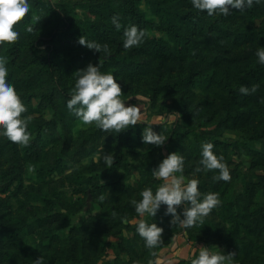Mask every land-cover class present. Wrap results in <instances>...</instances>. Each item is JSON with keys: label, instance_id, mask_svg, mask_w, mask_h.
Listing matches in <instances>:
<instances>
[{"label": "rangeland", "instance_id": "rangeland-1", "mask_svg": "<svg viewBox=\"0 0 264 264\" xmlns=\"http://www.w3.org/2000/svg\"><path fill=\"white\" fill-rule=\"evenodd\" d=\"M140 1L152 29L147 37L165 39L170 46L166 56L153 54L146 39L139 46L123 47L124 28L117 29L112 17L124 16L132 0H31L29 13L17 24L19 43H0V54L8 58L9 75L12 62L16 68L11 82L24 103H31V142L35 140L40 148L39 156H27L25 146L0 135V210L5 215L0 217V229H10L19 237L0 242V264H34L41 255L43 264H148L152 251L144 254L145 239L136 231L140 219L165 229L164 242L156 249L160 264H191L201 246L231 252L226 241L231 224L221 218V212L242 210L250 215L251 225L264 226V74L259 87L246 98L233 100L231 94L248 71L264 67L256 55L261 45L228 41L216 49L199 36L197 49L183 53L161 19ZM171 1L181 13L207 15L192 0ZM215 16L233 30L264 28L260 8L254 12L234 9L230 15ZM124 19V27L129 26L126 16ZM87 23L94 33L87 30ZM29 24L31 32L27 31ZM82 36L106 43L109 50L88 48L80 42ZM102 60L106 63L101 70L117 76L125 102L141 107L140 122L121 132L86 124L67 109L75 73ZM189 79L209 82L191 86ZM178 82L182 88L172 86ZM147 126L163 131L169 138L165 145L143 140ZM174 130L188 133L189 138L172 139ZM205 137L217 142L229 164L230 180H216L219 169L195 171ZM172 151L186 157L182 174L198 177L203 193L224 191L222 203L205 218L219 227L220 234L173 224L171 214H166L167 205H162L156 217L136 212L132 201L142 199L145 186L155 191L163 182L152 175V169ZM98 153H114L116 159L108 165ZM58 162L64 165L63 171L47 183L39 181L37 171ZM79 174L84 175V184L72 179ZM130 178L134 192L114 198V182L121 181L125 187ZM101 193L106 196L103 201L99 200ZM36 195L46 196L50 202ZM183 207L178 206L181 213ZM113 210L117 215H112ZM92 231L97 234L95 243ZM257 233H242L251 253L238 254L240 264H264L258 248L264 233ZM26 245L38 250L23 251Z\"/></svg>", "mask_w": 264, "mask_h": 264}, {"label": "clouds", "instance_id": "clouds-1", "mask_svg": "<svg viewBox=\"0 0 264 264\" xmlns=\"http://www.w3.org/2000/svg\"><path fill=\"white\" fill-rule=\"evenodd\" d=\"M261 0H192L196 9L208 16L217 14L230 15L234 9L244 11L259 3ZM31 0H0V43L5 40L14 41L20 36V29L17 27L30 11ZM112 23L117 29L124 28V48L139 46L147 38V29L141 28L138 24H130L124 27L119 14L112 17ZM27 31H33L31 24L27 25ZM80 42L88 48L106 52L108 45L101 44L95 40L80 38ZM256 55L261 64H264V45L256 50ZM99 65L89 63L86 68L78 70L75 74L77 79L75 86L71 89V95L67 99V107L86 124H95L103 130L115 129L123 131L131 125L140 122L142 114L141 107L137 104L126 103L122 97V86L117 76L111 71H102ZM259 87L253 84L251 88L241 85L239 91L244 94L255 92ZM27 112V105L17 90L14 83L9 79L8 58L0 54V135L6 136L13 142L25 146L31 143L33 136L29 128L31 116H24ZM143 140L146 143H153L163 146L168 137L162 132H157L152 126L143 130ZM213 141L205 140L201 144V158L195 169L196 172L219 169L215 174L216 180H230L231 170L223 153H217ZM99 157L106 164L112 165L116 159L114 153H98ZM186 157L179 151H172L164 157L157 167L152 169V175L162 178V183L153 190L151 186L142 189V199L133 200L135 210L141 216L146 213L156 217L162 205H167L166 214H171V222L186 227L197 223L203 224L205 218L218 207L222 201L219 192L203 193L199 187L200 180L193 175L191 178L182 173L185 169ZM180 173V174H178ZM106 199L104 193L99 195V200ZM179 205H184L181 213ZM112 215H117L113 210ZM136 231L145 239L146 246L152 250L154 260L148 264H160L161 257L156 254V249L163 244L164 227L156 222L149 223L140 219ZM195 252V249H193ZM43 255L34 259V264H43ZM134 264H141L135 261ZM191 264H240L236 251L220 252L214 251L212 247H199L198 255L191 259Z\"/></svg>", "mask_w": 264, "mask_h": 264}, {"label": "trees", "instance_id": "trees-1", "mask_svg": "<svg viewBox=\"0 0 264 264\" xmlns=\"http://www.w3.org/2000/svg\"><path fill=\"white\" fill-rule=\"evenodd\" d=\"M132 4L129 6L128 11H126L124 16L119 15V18H121L122 22H124V18L126 16L127 22L131 24H138L141 28L147 29V33L149 34V29H151V25H149V22L145 18L146 13L141 9L138 3L141 1L138 0L134 1L132 0ZM147 5L153 10L154 14L158 16L161 19L162 26L164 29L173 37V40L175 41V45L177 46L178 51H188L191 49H197V42L199 36L203 38L204 41H206L208 44H213L216 49L223 47L225 43L232 42L236 45H246L250 43H257L259 45H264V28L256 31V30H233L231 26L225 25L223 21L214 16H208L205 14H195V13H181L177 8H173V3L171 0H144ZM171 2V3H170ZM138 4V5H137ZM175 6V5H174ZM257 8H260L262 11H264V0H261L259 3H255L253 7L249 8L251 12H254ZM208 16V17H207ZM125 26V24H123ZM87 30L91 33H94L95 30H93L89 23H87ZM152 30V29H151ZM148 36V35H147ZM20 38L17 40H14L12 42L19 43ZM146 44L149 46L151 52L159 57H163L169 54L170 52V46L163 38H158L156 36L154 37H147L146 38ZM15 48V47H14ZM187 53V52H183ZM216 62L219 60V55L215 57ZM106 63L105 60H102V65ZM99 65V63H97ZM101 65V67H102ZM264 74V67H259V69H251L247 72V74L244 77L240 78V84L232 90V99L237 100L239 98H246L248 94L241 93L239 91V88L241 85H253V84H259L261 75ZM16 76V68L12 62V71L9 75V79L12 81L14 80ZM191 81L190 85H201L204 82H209L205 79H199V80H193L189 79ZM182 84L180 82L173 84V87H180ZM189 87V86H188ZM68 97V95H66ZM30 103V101H29ZM25 103L27 105V112L23 113L24 116H29L31 112H33L31 103ZM68 109V108H67ZM69 110V109H68ZM65 113L61 112V116L63 117ZM62 120V119H61ZM228 120V119H227ZM33 126V125H31ZM30 126V130L32 131L33 127ZM171 138L175 140H183L185 138H189L188 133H180L176 130L172 131ZM204 140H210V138L205 137ZM216 145L215 151L219 153L217 142L213 141ZM39 147L37 143L32 141L30 144L25 145V154L27 156H31L33 153H36L38 156L40 155ZM63 164L58 162L56 166L50 167V168H40V170L37 171L39 181L47 183L49 180L54 178L56 175L60 174L63 170ZM83 174H79L76 177H73L72 179L75 180L77 184H84L83 182ZM121 179V177H120ZM114 186H116V192L114 195V198L119 199L122 195L129 197L134 191L133 187V179L127 180L126 186H121V181H115ZM124 190V191H123ZM215 192V191H214ZM122 193V194H121ZM220 196H224V191L219 192ZM121 194V195H120ZM37 198H39L42 201L50 202L49 199H47L46 196L42 195H36ZM49 204V203H46ZM212 212H214L212 210ZM211 212V213H212ZM221 218L226 220L227 222H230L231 227L226 232V241L231 247V252L236 251L238 254L247 255L251 253L250 243L245 241L243 237H241L244 230L248 234H255V232H258V235H262L264 233V226L258 227L251 225L249 218L250 215L247 212H244L242 210H230L229 213H223L221 212ZM0 217H4L5 215L0 210ZM213 223L208 222V220H204L203 224L197 223L194 225L196 230L198 231H204V232H214L217 234H220V229L218 226H214ZM260 229V230H259ZM19 237H17V233L13 232L10 229H0V242L8 239H15L14 241L18 240ZM91 241L95 243L97 241V234L95 231H92V239ZM50 244H44V247H49ZM160 246L157 248L159 250ZM260 254H264V242L261 245H258ZM23 251H31L36 252L38 249L28 247H24L22 249ZM151 249H149L146 246L145 243V252L144 254L151 253ZM152 254V253H151ZM157 254V252H156ZM155 257L150 256V260H153Z\"/></svg>", "mask_w": 264, "mask_h": 264}]
</instances>
